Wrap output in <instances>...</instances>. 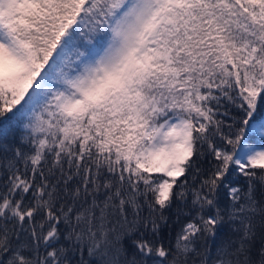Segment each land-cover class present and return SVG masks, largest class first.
Masks as SVG:
<instances>
[{
    "label": "snow or ice",
    "instance_id": "obj_1",
    "mask_svg": "<svg viewBox=\"0 0 264 264\" xmlns=\"http://www.w3.org/2000/svg\"><path fill=\"white\" fill-rule=\"evenodd\" d=\"M0 264H264V0H0Z\"/></svg>",
    "mask_w": 264,
    "mask_h": 264
}]
</instances>
